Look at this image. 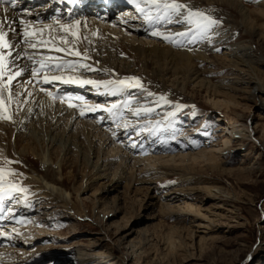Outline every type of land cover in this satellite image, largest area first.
I'll use <instances>...</instances> for the list:
<instances>
[{"label":"bare ground","instance_id":"1","mask_svg":"<svg viewBox=\"0 0 264 264\" xmlns=\"http://www.w3.org/2000/svg\"><path fill=\"white\" fill-rule=\"evenodd\" d=\"M68 1L70 4L66 8L56 1L51 4L43 0H14L12 4L0 5V21L6 25L2 30L8 33L6 39L12 45L10 49L0 48V51L12 53L6 61L12 72L18 68L26 69L23 76L12 81L10 104L7 103L10 93L3 91L7 113L0 108V264H37L42 260L43 255H40L22 262L19 261V253L13 251L17 243L25 247L33 241L34 237L22 231L27 225L29 228L33 226L26 222L25 214L34 203L41 208L44 200H48L46 203L56 202L61 212L75 211L79 217H86L87 209L81 195L84 196L92 188L94 193H99L92 210H97L98 214L90 217L95 216L103 234L109 239L110 223L104 222L99 215L113 216L119 211L116 190L121 183H124V187L130 186L131 182L147 183L153 191L151 198L158 204L161 216L184 218L198 229L206 225L207 215H214L217 209L227 207V212H233V206L226 204L234 194L222 181L187 175L199 168L201 163L205 164L204 171L217 170L226 175L232 173L213 163L207 164L216 159L219 161L214 153L207 152L204 154L206 159L198 162L192 156L194 161L186 162L188 165L182 167L175 165L176 162L174 166L173 162L168 165L162 160L165 156H157L154 157L156 162L162 160L165 164L159 162L153 169L145 165L146 168L138 175L127 176V169L135 171L140 163L153 158L125 157L128 155L126 150L115 147L116 135H106L96 122L83 120L85 115L101 114L98 110L103 109L102 113L107 112L112 116L116 110L113 116L115 121H120V127L129 125L138 130L139 124L148 123L150 119L157 121L166 108L172 107L173 114L184 107H191L196 91L202 92L207 99L216 96L232 99L233 93H239L243 100L251 101L264 110V0H178L187 5L182 15L153 19L151 22H146L144 15L137 11V4L153 17L161 13L145 4L144 0H113L118 2V6L113 4L111 7L104 4L86 6V0ZM167 2L171 3L172 0ZM189 10L202 12L217 20L218 24L201 36L196 25L189 24L186 19ZM220 22L226 28H221ZM66 28L68 31H65ZM25 31L36 35L25 37ZM153 31L171 39L154 36ZM71 32H76L77 36L73 37ZM178 33L188 35L179 36ZM129 38L138 41L131 42ZM25 39L36 43L37 47H29L24 43ZM41 39L49 43L41 45ZM65 40L68 42L64 43ZM219 45L223 46V52ZM56 48L66 51L58 52ZM76 51L82 55L70 54ZM41 60L52 65L63 61V66L60 70H40L34 78L32 69H40ZM96 72L102 75L95 76ZM45 75L49 78H72L75 82L52 80L51 83H44ZM213 75L220 78L213 79ZM132 77L139 80L138 86L135 80L127 79ZM3 80L7 83V76ZM83 80L96 81L97 84L79 83ZM116 81L124 83H108ZM189 85H192L190 89ZM62 88L82 91L83 95L87 93L102 100L106 97L108 104L115 107L108 111L109 108L86 101L83 97L59 92ZM136 90V93L128 96L129 92ZM140 91L143 94L135 97ZM48 92L53 96L49 97ZM5 114L11 118L3 119ZM229 123L233 125V119L230 118ZM141 130L146 132L145 128H141L135 134ZM251 133L254 134V131ZM262 135L259 140L264 147ZM160 143L165 144V139ZM54 147L56 152L51 153L50 149ZM91 156L94 162H90ZM189 157L187 155L186 158ZM192 182H195L193 187ZM112 193L115 196H111L113 198L109 202L107 196ZM194 193H201L206 200L213 201L208 205L186 202L197 200ZM172 231L180 239L190 233L195 235L191 227H174ZM100 246L108 251V246ZM10 247L11 250H4ZM113 247L118 248V245L114 243ZM174 250L171 241L165 251L177 257ZM103 253L77 250L68 256L61 252L50 261L53 264H100L103 259L102 263L112 264L119 259L113 251Z\"/></svg>","mask_w":264,"mask_h":264},{"label":"rangeland","instance_id":"2","mask_svg":"<svg viewBox=\"0 0 264 264\" xmlns=\"http://www.w3.org/2000/svg\"><path fill=\"white\" fill-rule=\"evenodd\" d=\"M219 26L226 28L222 22ZM129 39L131 42L138 41L135 38ZM219 47L223 46L219 45ZM221 51L223 52L224 48ZM96 75L102 74L96 72ZM217 78L220 77L213 75V79ZM191 87L192 85H189L188 89ZM48 89L52 90L51 87ZM61 91L68 96L83 97L98 106L109 108L108 111L114 109L108 104L109 101L105 100L106 97L102 100L87 93L83 95L82 91L73 92L65 89ZM137 91L129 92L128 96H132L131 94ZM141 94L143 93L140 91L135 97ZM233 97L229 99L216 96L207 99L202 92L196 91L195 96L192 97L194 102L191 107H184L173 114H171L172 107L166 108L157 121L150 119L148 123L137 125L138 130L141 128L146 130V132L141 130L137 134H135V131H138L135 130V126L120 127V121H115L113 116L116 110L111 116L107 112L102 113L103 109H99L101 114L98 112V114L85 115L83 118L85 121L96 122L106 135H116L115 147L122 149L121 151L126 150L128 155L125 157L153 158L154 161L147 160L140 163L135 171L127 169V176L138 175L139 171L146 168L145 165L148 169H153L159 165V162L163 164L167 162L168 165L173 162V166L176 162L175 165L182 167L188 165L186 162L194 161L192 156H195V161L198 162L206 159L204 154L207 152L214 153L219 161L216 159L207 164L213 163L212 165L215 164L220 169H228L232 173L226 175L217 170L204 171L205 164L201 163L199 168L196 167L197 170L187 175L222 181L229 192L234 194L228 196V204H226L233 206V212H227V207L217 209L214 215H207L209 218L206 220V225L198 229L184 218L161 216L158 204L151 198L153 191L149 189L151 187L147 183L131 182L128 187H124L122 185L124 183H121L116 190V206L119 211L113 216L99 215L104 222L110 223L108 232L111 239H109L103 234L95 216L90 217L98 214L97 210L94 212L92 210L99 193L95 192V194L92 188L84 196L81 195L87 209L86 217H79L75 211L61 212L56 202L46 203L48 200H44L41 208L34 203L25 214L26 222L33 226L29 228L27 225L22 231L23 234L34 237L33 241L25 247H20L18 243L13 247L15 249L13 251L19 253V261L25 262L31 257L43 255L42 260L37 264H53L50 260L61 252L70 256L69 253L77 250L86 253L93 250L104 251L103 254L113 251L119 259L112 264H264V147L259 140L264 134V110L251 101L243 100L239 93H233ZM195 112L198 114L196 115ZM230 118L234 121L233 125L229 123ZM253 131L254 134L251 133ZM131 138L135 139L131 140ZM162 139H165V144L160 143ZM1 144L4 146L3 143ZM50 152L55 153L56 148L50 149ZM168 155L170 159L166 158ZM187 155L190 157L186 158ZM197 155L203 156V159ZM93 156L90 157V162L95 161ZM157 156H165L166 161L162 159L165 163L162 160L156 162L154 157ZM102 159H105V156H102ZM181 169L177 170L182 175H186ZM250 170L254 172L251 173ZM192 183L193 187L195 182ZM194 195L198 197L197 200L186 202L208 205L213 201L206 200L207 198L205 199L201 193ZM111 196L115 194L107 196L109 202L112 201ZM47 209L50 211L47 212ZM181 213L179 215H184ZM183 226L191 227L195 235L190 233L180 239L178 235L173 234L174 227ZM104 228L106 229L105 225ZM169 241H173L177 257L165 251V247L170 244ZM114 243L118 248L113 247ZM102 244L108 246V251L100 246ZM11 249V247L4 248V250ZM100 262L105 264L102 263L103 259Z\"/></svg>","mask_w":264,"mask_h":264},{"label":"snow or ice","instance_id":"3","mask_svg":"<svg viewBox=\"0 0 264 264\" xmlns=\"http://www.w3.org/2000/svg\"><path fill=\"white\" fill-rule=\"evenodd\" d=\"M4 0H0V3H3ZM131 2V0H130ZM144 3L147 4L149 7H154L157 13H161L160 15L153 17L150 14L145 13L144 8L140 7V4L136 5V9L138 12H140L141 14L144 15V19L146 22H151L153 19L156 20H160V19H165V18H169L171 15H182V10L185 9L187 7V5L178 2V0H172L171 3L167 2V0H164V2H161V0H144ZM8 9H5V11H7ZM187 21L189 24H195L197 29L200 31L201 36L205 35L207 33V31L214 25L218 24V21L215 19H212L210 16L205 15L202 12H193L191 10L188 11V16L186 17ZM169 22H171V20L169 19ZM21 23H23V21H21ZM77 23H79V21H77ZM5 23L3 21H0V48L2 49H10L12 47V45H10L6 39V37L8 36V33L4 32L2 29L5 27ZM64 27V26H62ZM65 31H68V29L66 28ZM73 37L77 36L76 32H71L70 33ZM35 36V33H29L27 31L24 32V36L28 37V36ZM93 35H95V33H93ZM152 35L154 36H158L161 37L164 40H170L171 38L167 35H163L160 32H156L153 31ZM177 35L179 36H187L188 33H178ZM83 39H87V37H83ZM64 43H67L68 41H63ZM174 42V41H173ZM192 42V41H189ZM24 43H27L29 45V47L31 48H36L37 44L36 43H32L31 40L29 39H25ZM39 43L41 45H47L49 43V41H45V40H40ZM58 52H62V51H66V49L63 48H56L55 49ZM70 54L72 55H77L80 56L82 55L79 51L76 52H70ZM12 56V53L9 51L7 52V54H5V52L0 51V108H3L4 112L7 113V107H5V102L3 100V91H8L10 93L7 103L10 104L12 97H11V86H12V81L15 80L17 77H21L24 75V72L26 71L25 68H18L15 72H12L10 70V64L6 63V61L9 60V57ZM85 58L86 55H85ZM29 59H32L31 57H29ZM71 65V62H68ZM40 64V69L37 68H33L31 75L32 77H37L39 75L40 70H60L61 67L63 66V61H61L60 64H56V65H52L50 62H46L44 60H41L39 62ZM82 67H87V65H82ZM7 76V83H5V81L3 80V77ZM128 80H135L136 81V85L138 86L140 84L139 80H137L136 78L132 77V78H127ZM52 80H63L64 83H73L75 82L72 78H67L64 79L63 77L60 76H52L51 78H49L47 75L43 76V82L44 83H51ZM79 83L81 84H93L96 85L97 82L96 81H91V80H83V81H79ZM108 83H120L123 84L124 81H116V82H108ZM132 86V85H129ZM43 90V89H41ZM29 95H31V93H29ZM47 95L49 97H52L53 94L51 92H48ZM161 99H163V97H161ZM70 107L72 105H69ZM115 107V105L113 106ZM83 115V112L81 113ZM137 115L139 114L138 112L136 113ZM11 117L7 114H5L3 116V119H10Z\"/></svg>","mask_w":264,"mask_h":264}]
</instances>
